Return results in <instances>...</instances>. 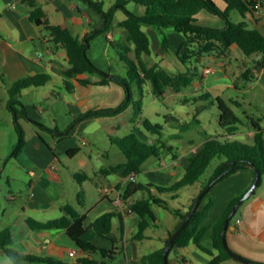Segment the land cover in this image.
Listing matches in <instances>:
<instances>
[{"label":"crops","instance_id":"0c3cea01","mask_svg":"<svg viewBox=\"0 0 264 264\" xmlns=\"http://www.w3.org/2000/svg\"><path fill=\"white\" fill-rule=\"evenodd\" d=\"M38 1L43 6L50 23L67 24L75 35L87 43V54L98 67L113 73H125L122 69L120 72L111 70L113 63L111 60H120L111 42L123 41L121 36L124 30L116 23L125 17V11L122 8L119 6L115 8V22L100 33L99 29L104 27L105 22L99 12L85 1ZM216 1L223 7L220 0ZM255 1L259 3V0ZM126 7L136 14H143L145 11V6L133 0H127ZM212 18L214 19L197 18V21L214 27L224 26L225 23L222 24L220 20ZM243 19L242 21L246 24L247 21L252 23L251 28H256L264 34V10L262 8L256 10L254 16L243 17ZM142 28L150 38L151 52L143 55L147 64H159L170 72H176L171 71L170 67H175L177 71L186 69L187 65L180 62L175 54L184 38L183 35L165 27L164 32L169 37L168 48L165 49L162 44L161 31L157 27L143 23ZM129 45L132 46L131 43ZM195 60L204 63L201 71L196 70L197 76L191 84L193 86L200 81L202 86L200 93H193L190 86L184 90L172 91L176 103L168 105V101L166 102L168 96H173L171 89L168 88L159 99L152 94L151 102L163 103L164 100L166 107L170 106L174 107V111L186 112V116L194 117L198 125L209 118L208 116L201 117L200 111L206 109L209 103H214L213 101L217 104L214 98L216 96L226 100L234 112V106L242 105L243 98L223 96V91L226 89L234 88L237 91H243L249 104L264 103V63L259 62L260 58L257 54L245 55L237 45L233 44L225 55L205 54ZM122 64L126 70L124 63ZM67 66L65 49L48 40V31L36 25L29 18V8L26 4L18 0H0V111L9 112L0 118V142L17 144L20 141V135L16 125L19 124L23 134V146L14 158L26 169L31 178L28 198L18 207L16 220L5 226L12 230L13 240L10 247L23 253L42 257L50 256L63 263H72L77 257L89 255L64 229H32L26 222L27 217L42 221L58 217L62 214V206L69 203L85 216L84 240L107 250L117 247L114 260L117 257L119 259L112 264L140 262L144 254L165 246L169 232L176 229L179 219L169 224L158 223L154 204L152 208L156 220L146 230V237L136 239L134 235L137 231L138 218L134 212L128 211V202L144 197L146 191L140 190L139 196H136L137 192H135L128 200H125L123 194L127 185L131 180L151 183L153 193L165 199L162 196L163 193L157 194L153 185H169L179 179L184 173L181 174L180 169L185 168L189 158L201 147L203 139L195 144L193 140H190L191 138L183 139L179 138L178 134H173L178 142L168 144L171 148L167 149L166 153L164 151L165 154L157 156L158 161H154L144 169L143 181L140 180L142 169L132 175H124L122 169L113 173H102L103 168L124 161L125 156L116 162L106 163L105 160L110 158V153H101L92 148L88 132L97 135L99 128L105 127L108 137H112L109 138L110 141L113 137H121L129 132H135L140 138L148 141L156 140V135H152L154 138L152 139L151 134L144 128L143 117L140 118V115L136 117L135 109L131 110L132 103L121 108L126 99L122 86L116 83L83 85L74 78L66 80L62 71ZM207 67H212L213 71L203 73ZM39 73H48L51 79L42 85L23 88L17 97L22 104L14 102L13 108L15 107L16 111L10 108L8 102L11 99L9 92L11 84L19 78ZM92 79H98V76L93 75ZM65 80L68 81L70 87L65 84ZM145 86H148L151 91L149 83ZM1 88L4 89V96L1 95ZM185 106H188V111L184 110ZM147 107L149 110L154 109L157 116L162 113L160 108L155 109V106L151 105L149 107L143 102L141 113L143 116H145ZM105 108H111L112 111L84 115L89 110ZM257 112L259 114L246 115L248 119L251 117L258 120L264 135V112L262 110ZM164 115L166 123L171 118L182 119L184 117V115L176 116L172 111ZM147 117L146 119L150 120L149 116ZM218 117L219 109L217 122ZM247 127L246 131H241L239 134L242 139L245 137L251 142L254 127L251 123ZM108 130H114L115 136H111ZM237 132L238 130L229 135L218 130L216 134L222 138L232 139ZM69 151L72 152L69 153ZM81 171H84L88 178L79 184L73 178V173ZM253 178V171L245 168L216 183L206 198V201L209 197L213 198L214 204L201 225L217 221L229 202L247 190ZM81 190L84 194L80 197L83 203H80L77 197ZM193 196L177 208L186 210ZM8 198L15 200L17 195L10 192ZM257 205L254 202L253 205H243L242 211L238 215L235 214L227 227L226 239L235 252L252 261L264 263V225L257 224L259 217L256 210ZM107 211H115V215L111 220V234L103 236L97 233L91 224L97 216ZM154 227L158 230L152 231ZM111 237L115 238L114 243ZM190 243L201 250L195 243ZM190 243L184 247H176V252L177 250H182V252H177L171 264L194 263L191 257L197 255V251L190 247ZM210 243L211 240L208 237L201 241V244L207 248H210ZM144 247L145 249L151 248V250L145 253ZM2 250L8 256L3 248ZM90 255L95 259L101 258L98 251ZM209 260L210 255L204 258L207 264ZM168 261L170 264L169 254ZM21 264L47 263L22 260ZM222 264L232 263L226 260Z\"/></svg>","mask_w":264,"mask_h":264},{"label":"trees","instance_id":"16d2710c","mask_svg":"<svg viewBox=\"0 0 264 264\" xmlns=\"http://www.w3.org/2000/svg\"><path fill=\"white\" fill-rule=\"evenodd\" d=\"M18 1L28 6L29 18L36 25L42 26L48 31V40L65 49L68 66L63 69L62 74L66 80L74 78L83 85L116 83L122 86L126 93V99L121 105V108L133 103L135 105L136 117L142 113L143 100L142 97L135 99L132 83L141 90L146 83H149L152 94L156 98H160L168 88L174 91L187 89L197 76V71L192 70L188 66L184 71L170 72L159 64H147L143 59V55L151 52L150 38L142 28L143 23L153 25L161 31L162 44L165 49L168 48L169 37L164 32V28L170 26L173 30L181 33L184 38L175 54L179 61L185 65L192 59H198L205 54L225 55L233 44L237 45L245 55H260L259 62L264 63V34L256 28L248 27L244 21L233 22L229 16L230 11L233 9L237 10L243 17L254 16L257 10L255 0H220L223 3V7L216 0H133L145 6L143 14H136L129 10L126 7L127 0H116V3L108 9H104L100 1L83 0L102 16L105 23L104 27L99 29L100 33L115 22V8L117 6L125 11V17L116 22L124 30L121 36L123 41L111 42L118 52L120 60L126 67L124 74L113 73L98 67L87 54V43L75 35L67 24L50 23L43 6L38 0ZM259 5L264 10V0H259ZM202 9L219 15L225 21L224 26L214 27L199 23L195 15ZM130 43L132 46L129 45ZM93 75L98 76V79H92ZM50 79V74L39 73L15 80L9 89L11 99L8 102V106L16 111L15 107L13 108V104L14 102L22 104L17 97L23 88L42 85ZM66 80L65 84L70 87ZM214 98L217 101L219 109L218 125L220 129L226 132V134H234L238 129L237 124L241 122V118L222 97L216 96ZM111 111V108L93 109L87 111L84 115L109 113ZM249 120L254 127L251 142H244L237 139L230 140L228 138H222L218 134H208L205 132L201 147L189 158L183 175L169 185H153L157 194L168 192L171 193L172 198H176L179 188L193 185L197 182L207 170L211 161L217 157L218 161L213 166L212 172L201 184L198 192L191 198L186 210L183 211L170 207L167 200L153 193L151 183L135 182L133 180L129 182L123 194L125 200H128L130 196L139 190L146 191L144 197L130 201L128 205L138 218L137 231L134 235L136 239L146 237V230L156 220L152 208L154 204L169 209L179 218L177 228L186 216L188 209L198 193L207 184L212 183L186 225L175 238L170 250L173 247H184L190 242H193L198 248L210 255L208 264H222L228 259H233L239 264H251L232 257L224 248L221 237L223 222L232 206L243 193L234 197L229 202L217 221L208 225H201L214 204V200L211 197L206 201V198L209 196V191L214 184L245 168H250L253 174L255 168H257L260 171L261 178L264 176L263 128L259 125L258 120L251 117H249ZM143 125L151 135H157L156 140H144L135 132H129L121 137H113L112 141L124 154L125 160L103 168L102 173H113L121 169L124 175L137 173L147 158L150 156H160L162 152L171 148L161 138L163 129L161 123H153L144 119ZM16 128L20 135V141L14 146L12 151V155L14 156L23 146L21 127L17 124ZM71 152L69 151V153ZM73 178L81 184L88 178V175L84 171L75 172L73 173ZM83 196L82 190L79 191L77 197L80 203H83V200L80 198ZM237 209L230 217L228 226L235 216ZM114 215L115 211H107L100 214L93 220L91 227L100 235L109 236L111 234V220ZM84 219L85 216L80 214L69 203L62 206V214L58 217L44 221L33 217L26 218V222L32 229H64L77 245L89 254L87 256L77 257L72 263L59 262L50 256L42 257L23 253L10 247L13 240L10 227H4L0 230V245L13 261V264H21L22 260L47 264H112L117 254V247L107 250L98 248L90 241L84 240L83 234L86 231ZM173 232H169V237L166 242ZM207 237L211 240L210 248L204 247L201 244V241ZM111 240L113 243L115 242L114 237H111ZM163 248L144 254L140 259L141 263L164 264ZM97 251L101 254L100 259H95L90 255L92 252ZM257 263L264 264L263 262Z\"/></svg>","mask_w":264,"mask_h":264},{"label":"rangeland","instance_id":"374dc122","mask_svg":"<svg viewBox=\"0 0 264 264\" xmlns=\"http://www.w3.org/2000/svg\"><path fill=\"white\" fill-rule=\"evenodd\" d=\"M102 3V7L104 9H108L109 7H112L111 4H115V0H97ZM202 11V12H200ZM195 17L196 18H201L205 19L206 17L209 20H212L215 17L216 19L220 20L221 23H225L224 19H222L219 15L213 14L205 9L200 10ZM204 13V14H202ZM207 15V16H206ZM230 19L233 22H241L243 17L239 14L237 10H231L230 12ZM247 25L249 27H252V23L250 21H247ZM152 26V25H151ZM168 28H171L170 26H167ZM172 29V28H171ZM175 31V30H173ZM175 33H178L182 35L181 33L175 31ZM179 45V44H178ZM113 51V49L111 48ZM118 59V58H117ZM112 67L111 70L114 72H120V70H123V73L125 72V68L123 66V62L120 60H111ZM188 67H190L192 70H199L201 71L203 69L204 63L196 61L195 59H192L186 64ZM185 66V65H184ZM171 71H177L175 67H170ZM194 86V85H193ZM193 86H190V89L192 90L193 93L198 94L193 91ZM132 88L134 91H136L135 99H138L142 97V100L144 104H147L149 107L155 106V109L160 108L162 110V113L157 116L154 113V109L149 110L148 107L146 108V113L145 116L140 114V118L143 117V119L148 118L149 116V121L151 122H158L163 125L162 129V135L161 138L162 140H165L167 144H174L177 143V137H174L173 134H178L179 138L187 139L191 138L190 140H193V143L197 144L200 142L205 136L204 133L208 134H216L218 130L220 131V127L217 122V113H218V108L217 104L215 101L214 103H209L208 107L204 109L203 111H200L201 117L208 116L207 120L204 122H201L200 125L195 121L194 117L192 118L191 116H186V112H178L177 110L174 111V107H166L164 104L168 101V105H171L172 103H176V98L174 97V94H172L171 89V94L173 96H168L166 102L163 100V103L160 101H154L153 100V95L152 92L148 89V86L144 85V88L138 89L134 83H132ZM170 89V88H169ZM1 95L4 96L5 92L4 89L1 88ZM201 95V94H200ZM223 96H232L234 98H240L244 99V102L240 106H234L235 112L237 115L241 118V122L237 124L238 126V132L236 135L232 136V139H238L242 140L244 142H250L247 138H241V134H239L241 131H246L248 129L247 125L250 124L249 119L246 114H251V113H257V111H263L264 112V103H261L260 105H256L255 103L249 104L248 99L246 95H244L243 91H237L234 88L226 89L223 91ZM159 99V98H158ZM201 99V98H200ZM203 99V97H202ZM206 100V98H205ZM174 101V102H171ZM1 104V102H0ZM180 105V104H178ZM186 111H188V106H185ZM196 108V107H195ZM135 109V105L132 103L131 104V110ZM174 112V114L177 116L184 115L182 119H169V122L166 123V117L165 113L166 112ZM248 112V113H246ZM5 113L3 110L0 111V118H2ZM148 120V119H147ZM111 136H115V131L114 130H108ZM89 138H90V145L92 148L100 151L101 153H110V158L105 160L106 163L109 162H116L120 160L121 158H124V154L119 150V148L116 146L115 143H112L108 137L107 129L105 127H100L99 128V134L94 135V133H87ZM152 137V135H150ZM157 136V135H156ZM155 136V137H156ZM152 139H154L152 137ZM15 144L11 143H4L0 142V230L3 229L7 224L12 223L14 220H16V217L18 216V207L28 198V194L30 193L29 189V181H30V176L26 172V169L23 168L18 160H16L14 155H12V151L14 149ZM118 153V154H117ZM166 153V151H165ZM162 152V154H165ZM122 155V156H121ZM146 161V160H145ZM158 161V158L156 156H150L145 164L141 168V174H140V180L143 181L144 177V169L148 167L151 163ZM218 161V158L215 157L212 161L207 170L201 175L200 179L195 182L193 185H188L179 188L178 190V196L176 198H172L171 193L164 192L163 197L167 200L169 203L170 207L172 208H177L181 206L185 200L190 198V196L195 195L198 190L201 187V184L205 181V179L208 177V175L212 172L213 166L215 163ZM181 174L184 172L183 167L180 169ZM14 176V177H13ZM218 183V182H217ZM215 185V184H214ZM214 185L212 186L211 190L212 191ZM10 192H13L14 194L17 195V198L15 200H10L8 198ZM141 194V191H137L136 196H139ZM253 202L258 204L257 205V212H258V218H257V224L258 225H264V176L261 178V183L255 188L254 192L250 194L243 202L242 205L238 208L236 215H238L242 211V207L245 205H253ZM244 205V206H243ZM158 218V223L160 224H169V222H172L176 219H179L173 212H171L167 208H163L162 206H153ZM155 215V216H156ZM157 231L158 228L154 227L152 228V231ZM190 247L192 249H196L197 255L194 257H191V260L194 262L193 264H207L204 262V258L209 257V255L202 251L197 249L195 246H193L192 243H190ZM151 248H146L144 247V252H149ZM178 253H181L182 250H177ZM176 252V247L172 248L169 252V260L170 264L172 263V260L177 256ZM189 258V256L187 255ZM200 257V258H199ZM119 258L117 257L113 262H116ZM229 263L232 264H239L237 261L233 259H228ZM0 264H13L10 257L6 256L4 251L2 250V247L0 246ZM134 264H142L141 261L134 263Z\"/></svg>","mask_w":264,"mask_h":264},{"label":"water","instance_id":"95a60500","mask_svg":"<svg viewBox=\"0 0 264 264\" xmlns=\"http://www.w3.org/2000/svg\"><path fill=\"white\" fill-rule=\"evenodd\" d=\"M261 179V174L260 171L255 168L254 170V178L250 186L247 188V190L241 195V197L236 201V203L232 206L231 210L229 211L227 217L225 218L223 225H222V230H221V237H222V243L226 251L234 258H236L239 261L245 262V263H251V264H258L255 261H252L239 253L235 252L229 245L226 239V229L228 227V222L230 217L233 215V213L236 211L238 206L250 195L254 192L255 188L259 185ZM212 183L207 184L195 197L192 205L188 209L186 216L184 219L181 221V223L178 225V227L174 230L168 241L166 242L164 248H163V261L164 264H169L168 262V252L170 248L172 247L175 238L179 234V232L182 230V228L186 225L196 208L198 207V204L200 200L202 199L203 195L206 193V191L210 188Z\"/></svg>","mask_w":264,"mask_h":264},{"label":"built area","instance_id":"2783aa9c","mask_svg":"<svg viewBox=\"0 0 264 264\" xmlns=\"http://www.w3.org/2000/svg\"><path fill=\"white\" fill-rule=\"evenodd\" d=\"M256 8H257V11L260 10V5L259 3L256 4ZM258 57L260 58V55H258ZM213 71V68L212 67H207L203 70V73H210ZM193 91L196 92V93H200L202 91V86H201V82L198 81L194 86H193ZM133 173H130V175H132ZM119 201V199H118ZM128 204H130V202H128ZM128 211L129 212H133V210L128 206ZM74 253V251H73ZM185 264H190V263H187L185 262Z\"/></svg>","mask_w":264,"mask_h":264}]
</instances>
